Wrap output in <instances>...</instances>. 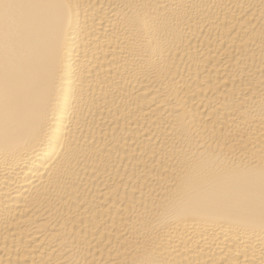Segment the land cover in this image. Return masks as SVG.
<instances>
[{"label":"bare ground","instance_id":"obj_1","mask_svg":"<svg viewBox=\"0 0 264 264\" xmlns=\"http://www.w3.org/2000/svg\"><path fill=\"white\" fill-rule=\"evenodd\" d=\"M0 264H264V0H0Z\"/></svg>","mask_w":264,"mask_h":264}]
</instances>
